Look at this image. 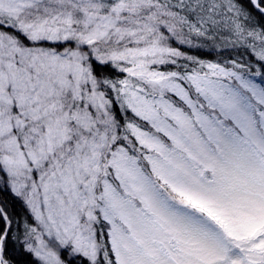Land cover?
<instances>
[{
    "label": "snow or ice",
    "instance_id": "obj_1",
    "mask_svg": "<svg viewBox=\"0 0 264 264\" xmlns=\"http://www.w3.org/2000/svg\"><path fill=\"white\" fill-rule=\"evenodd\" d=\"M0 264H264V0H0Z\"/></svg>",
    "mask_w": 264,
    "mask_h": 264
}]
</instances>
